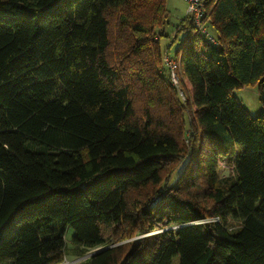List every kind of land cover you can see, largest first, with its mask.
<instances>
[{"label":"trees","instance_id":"trees-1","mask_svg":"<svg viewBox=\"0 0 264 264\" xmlns=\"http://www.w3.org/2000/svg\"><path fill=\"white\" fill-rule=\"evenodd\" d=\"M204 11L214 41L185 15L161 51L165 0H0V264H60L69 228L86 264H264V0ZM110 13L167 123L136 116ZM176 41L184 102L156 76ZM254 83L252 116L232 90Z\"/></svg>","mask_w":264,"mask_h":264},{"label":"rangeland","instance_id":"rangeland-1","mask_svg":"<svg viewBox=\"0 0 264 264\" xmlns=\"http://www.w3.org/2000/svg\"><path fill=\"white\" fill-rule=\"evenodd\" d=\"M165 9L167 12V21L164 24L162 30H163V37L160 40V47L161 51L165 50L167 45L170 43L171 35H173L175 31V26L183 19V17L186 14V2L185 0H165ZM113 13H110V21H109V35H110V44L108 48V58L110 62L116 66L119 70L124 72L128 75L129 83L131 87V93H132V99H133V107L136 116H138V119H143V117L147 114L151 115L152 117L156 119H161L160 123H167L166 113L163 109L164 102L162 100H158L155 97H152L151 95L153 92H148L149 90L147 87H144L146 85L142 84L141 81L137 78L139 69L136 66L132 65V59L140 58L138 55H134L133 57L127 56L123 59V50L125 48L124 41H122L120 38H118L117 29H116V22L114 21ZM213 35H215L214 31H211ZM184 34H181L179 38H182ZM178 41L174 42L170 47V53L165 54V58L168 55V57L173 58L177 62V79L176 83L174 84L172 80L170 79V73L168 68L165 66L164 61H159L156 70V76L157 74L166 75L169 77L172 85H174V88L177 89L179 97L184 102V93L182 90L181 82H180V73H179V63L176 58L173 57L175 50L177 49ZM130 57V58H129ZM142 58V57H141ZM147 59V58H145ZM149 59V58H148ZM147 59V60H148ZM164 59V58H163ZM149 63V62H148ZM146 70V69H144ZM138 71V72H137ZM143 74V73H142ZM142 74L140 76L144 77ZM147 75V73H146ZM152 76L148 74L143 81L149 82V78L151 79ZM148 90V91H147ZM233 95L236 96V98L239 100L240 104L246 108L249 113L252 116L257 115L261 109V103L259 101L258 97V87L257 83L249 84L244 87H240L237 89L232 90ZM172 105L177 109V105L175 101H172ZM178 111V110H177ZM145 114V115H144ZM184 135V136H183ZM187 132L182 134V141L183 143H187ZM233 171L232 161L228 157H225L221 160L219 167H218V175L220 177H224L227 175H231ZM231 225L234 226L235 222L230 221ZM155 230L156 231H159ZM114 232H116V237L112 236V233L114 235ZM130 231L125 229H120L117 227H108L105 230V235L110 234L111 239L110 242H108L109 246H119L123 244L130 243L131 241H135L139 239L140 237L147 236L151 234V232H145L140 235H133L130 237L123 238V236ZM73 235L72 228H69L65 234V242H66V250L64 254V259L60 264H86L87 258L91 255L93 250L87 251L83 255H78L77 250L75 249V246L71 243V237Z\"/></svg>","mask_w":264,"mask_h":264},{"label":"built area","instance_id":"built-area-1","mask_svg":"<svg viewBox=\"0 0 264 264\" xmlns=\"http://www.w3.org/2000/svg\"><path fill=\"white\" fill-rule=\"evenodd\" d=\"M186 2V16L192 19L196 30L206 36L209 41H214V37L208 32V29L203 21L205 14L204 6L205 0H185ZM164 64L170 73V79L175 84L177 79V62L173 58L164 56Z\"/></svg>","mask_w":264,"mask_h":264},{"label":"water","instance_id":"water-1","mask_svg":"<svg viewBox=\"0 0 264 264\" xmlns=\"http://www.w3.org/2000/svg\"><path fill=\"white\" fill-rule=\"evenodd\" d=\"M92 254V253H91Z\"/></svg>","mask_w":264,"mask_h":264}]
</instances>
